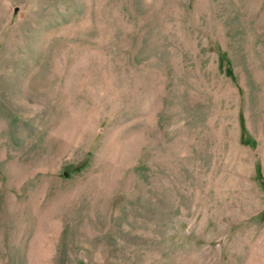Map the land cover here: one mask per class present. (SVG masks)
<instances>
[{
	"label": "rangeland",
	"instance_id": "obj_1",
	"mask_svg": "<svg viewBox=\"0 0 264 264\" xmlns=\"http://www.w3.org/2000/svg\"><path fill=\"white\" fill-rule=\"evenodd\" d=\"M0 264H264V0H0Z\"/></svg>",
	"mask_w": 264,
	"mask_h": 264
}]
</instances>
